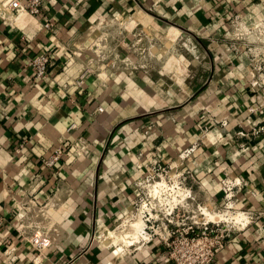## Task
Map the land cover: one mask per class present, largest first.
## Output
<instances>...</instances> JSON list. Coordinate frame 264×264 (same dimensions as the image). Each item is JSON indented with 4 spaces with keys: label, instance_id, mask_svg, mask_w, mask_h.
<instances>
[{
    "label": "crops",
    "instance_id": "1",
    "mask_svg": "<svg viewBox=\"0 0 264 264\" xmlns=\"http://www.w3.org/2000/svg\"><path fill=\"white\" fill-rule=\"evenodd\" d=\"M154 2L41 0L37 19L0 21V264H170L157 238L114 261L96 239L134 210L152 167L170 169L191 147L178 165L185 186L217 210L222 180L238 179L234 209L252 217L211 264H264V64L251 76L244 42L230 34L235 20L263 19L264 0ZM124 25L147 53L120 50L99 64L100 28L118 46ZM42 54L51 64L35 80L28 61ZM79 138L87 157L73 153ZM30 202L45 212L42 250L26 244L36 219L16 217Z\"/></svg>",
    "mask_w": 264,
    "mask_h": 264
},
{
    "label": "built area",
    "instance_id": "2",
    "mask_svg": "<svg viewBox=\"0 0 264 264\" xmlns=\"http://www.w3.org/2000/svg\"><path fill=\"white\" fill-rule=\"evenodd\" d=\"M42 13V4L41 0H0V21L6 26H13L21 22L22 18L27 17L29 19H37ZM42 27L45 29H51V23L48 19L44 18ZM96 42L94 43V45ZM93 45V46H94ZM249 56L251 57L250 53ZM118 56L116 55L117 58ZM51 64V57L48 54H42L33 57L28 61V67L33 73V78L35 80L44 78L47 75L48 68ZM264 64V53L256 56L253 55V59L250 60L251 72L255 76L261 71V67ZM92 74L90 67H87L81 75L76 80L77 85H82L87 76ZM252 75V76H253ZM98 112H102L101 108L97 109ZM260 130H255L253 134L258 133ZM195 147H191L181 153V157H187L190 155ZM73 153L76 158L87 157L89 154L88 144L85 140L79 138L72 144ZM60 151H55L53 156L44 161V164L47 167H52L56 161L59 160ZM152 168H157V178H161L164 172V168L160 166H154ZM152 170V169H151ZM150 170V171H151ZM171 170V168H170ZM183 175V173H180ZM165 175L168 177V181L171 179L168 176V173L165 172ZM150 175L144 177V179L137 184L140 189L144 181H149ZM185 177L183 175L182 179L179 181L178 185L185 186L184 184ZM168 183V182H167ZM222 191L224 194V204L219 210H231L230 213H239L234 209V190L240 191L244 184L240 180H230L223 179L221 182ZM182 189V188H181ZM184 191V190H183ZM165 197V196H164ZM139 199V197H138ZM137 199V201H138ZM154 199H152L153 201ZM185 199L181 202L173 204V206L167 205L164 210H161L163 207H159V211L165 213V222L162 223L161 233H156V230H153V224L146 226L144 231L148 235V239L145 242L157 238L166 248L167 260L170 264H211L215 255L220 252L226 241L230 238L233 231L238 227H241L240 224L230 223V226L220 225L219 222H211L205 219V216L202 215V211L199 213V216L195 214L194 211L188 209L184 204ZM137 201L134 203V208L137 205ZM157 202V201H156ZM144 206H147L143 204ZM142 205V206H143ZM25 206V205H24ZM23 207V212H18L16 217L21 222L29 214L31 219H36L35 223L30 226L32 228L30 234L27 235L26 244L32 246L37 250H42L49 245L48 238L44 236L41 227L39 226V218L44 216V211L40 206H36V203L30 202V208L26 209ZM152 208V207H151ZM150 209V213L153 208ZM167 210H169L168 213ZM209 210H214L209 207ZM200 211V210H199ZM192 215H189V214ZM247 221L252 220L251 215L248 213L240 212ZM148 217L145 219L146 224L151 219V215L146 213ZM163 214V213H161ZM243 217V218H244ZM38 219V220H37ZM4 219L0 214V227ZM22 227V225H20ZM159 230V229H158ZM144 242V243H145ZM143 243V244H144ZM142 244V245H143Z\"/></svg>",
    "mask_w": 264,
    "mask_h": 264
},
{
    "label": "rangeland",
    "instance_id": "3",
    "mask_svg": "<svg viewBox=\"0 0 264 264\" xmlns=\"http://www.w3.org/2000/svg\"><path fill=\"white\" fill-rule=\"evenodd\" d=\"M155 1L154 3H187V1L189 0H153ZM190 1H194V0H190ZM202 2V0H199ZM208 1V0H206ZM264 23V18L261 20H258L252 24H244L242 22H239V20H235L234 23L232 24V29L230 30V34L235 37V39H237L236 41L238 42H244V47L243 50L246 51V53L248 54L249 57V63L250 60L253 59V55L255 54L256 56L264 53V29L261 28V24ZM112 28V27H111ZM110 28H107L105 26H102L100 28V34L101 37L100 39H98L96 41V44L92 47V53H93V57L95 58L96 61H98V63H103L106 61H113L114 57H116L117 54H119V51H123L125 53L127 52H131L134 51L137 53V55L139 57H142L143 55L145 56V54L147 53L145 49H143V47L145 46L143 41L141 39H135L132 38L131 35V31L130 29H126V25H124V29L126 31H130V32H124L123 34V38H127L128 42H125L124 39L122 41V44L117 46V41L114 39L113 35H111V32L109 31ZM131 33V34H130ZM130 34V35H128ZM120 36V35H119ZM129 36V37H128ZM121 41V40H120ZM194 42V41H193ZM195 43V42H194ZM180 45V43H178ZM144 45V46H143ZM156 45L154 48V50L156 51V49H159V47L161 45ZM178 47V46H176ZM138 48V50H137ZM249 53L251 55V57L249 56ZM118 58V57H117ZM128 56L123 58L127 64H130V58L127 60ZM160 62L163 65L165 60L167 59L166 57L163 56H159ZM123 60V61H124ZM180 72L177 71L176 74H179ZM175 74V73H174ZM251 76L253 75V72L249 73ZM189 155L187 157L183 156L177 158L175 160L174 163H172L171 165V170L174 169V171H176V178L172 179L170 181H168V177L165 175V172L168 173L169 176V172L171 171L169 168H166L164 166H162V168H164V172L162 173V177L159 179L155 174H157V171L155 168H152L151 171H149V181H144L142 183L141 189H140V196L139 199L137 201V205L134 208V210L130 213H128L126 216L122 217L119 221H117L116 223H114V225L112 227H110L106 232L101 233L98 238L96 239L97 242L100 244V246L102 248L106 247V252L108 255H110L111 259L114 261L116 258H119L120 256L122 257L123 255H125L126 253H128L131 249L137 247V246H132L129 247L130 245L126 243V241L124 239L129 238L130 235V227L133 226V224L136 222L137 218L140 219L139 216V212L141 211L142 205L145 204L147 205L148 208H151V210L154 208V210H152L151 212V219H149V222H147V226H150L153 224V230H156V233H161L160 230L162 228V223L165 222V213L163 211H159V207H158V203L156 202V199H154L152 201V197L151 194L149 193V186L155 182L161 181V180H166L168 182V184L170 186L173 185V183H179V181L182 179L183 175L180 174L178 165L180 163V160H184V159H188ZM175 186V185H174ZM178 187L182 188L183 190H187L188 191V196L185 198L184 202L182 204H184V206L188 207L189 210L194 211L195 214H197L199 216V213L202 211V208H206V206L208 204H206L203 201L198 200V198L194 195V193L192 192V190H190L187 186H180L178 185ZM176 189H173L172 193L169 194L170 197H172V195H174ZM169 197V198H170ZM171 200V199H169ZM167 206V205H166ZM164 206V208L166 207ZM209 206V205H208ZM210 207V206H209ZM200 210V211H199ZM210 211V210H209ZM236 211V210H235ZM169 210H167L166 213H168ZM212 214H225L226 212H231V210H226V209H221L218 211L217 210H211L210 211ZM238 212V211H237ZM163 213V214H161ZM232 214V213H231ZM236 214V213H234ZM189 215H192L191 213ZM139 216V217H138ZM144 218L146 219L148 217V215L146 213H143ZM243 218V217H242ZM125 222V226H122L121 228H119L123 223ZM142 225V227H144V224L142 223V221H139ZM244 222H247V219L244 217ZM220 225H224V226H230L232 223L231 221H220L219 222ZM119 228V229H118ZM159 229V230H158ZM155 239V238H154ZM129 240V239H128ZM132 245H135V242L132 243ZM120 257V258H121ZM112 263V261H111Z\"/></svg>",
    "mask_w": 264,
    "mask_h": 264
},
{
    "label": "bare ground",
    "instance_id": "4",
    "mask_svg": "<svg viewBox=\"0 0 264 264\" xmlns=\"http://www.w3.org/2000/svg\"><path fill=\"white\" fill-rule=\"evenodd\" d=\"M127 25H129V23H127ZM130 25H132V24H130ZM261 25H262L261 28L264 29V23H262ZM127 27L128 26H126V29H127ZM173 31L174 30H170V32L168 33V37H169L170 42L173 40ZM176 176H177V174H176V171H174V169L169 172V178L171 180L175 179ZM173 189H176L174 192L175 194L172 195V197H170L169 194L172 193ZM149 193L151 194V197L153 199H156V201L158 203V207L161 208L163 206L161 208V210H164V206L170 205V204L173 206V204L181 202L183 199H185L188 196V191L187 190L183 191V189L178 187V182L177 183L175 182V183H173L172 186H170L167 183V181L164 179L151 184L149 186ZM169 199H171V200H169ZM201 210H202L201 214L205 216V219L207 221L220 222L221 220L222 221L228 220V221H231L232 223L240 224V226L245 225L244 218H242L244 216H242V214L240 212L236 213V214H231L229 212H226L225 214H222V215L212 214L209 211L208 205L206 206V208L204 207ZM149 211H150V209L147 206L143 205L141 208V211L139 212V216H140L141 220H139V218H137V220L133 224V226L130 227L129 238L124 239L126 241V243L130 245L129 247H132V246L139 247L148 239V235L144 231L147 224H146V220L143 219L144 218L143 213H149L150 215H152ZM139 221H142V223L144 224V227H142V225ZM122 226H125V222L119 228H121ZM133 242H135V245H132ZM104 248H107V246Z\"/></svg>",
    "mask_w": 264,
    "mask_h": 264
}]
</instances>
